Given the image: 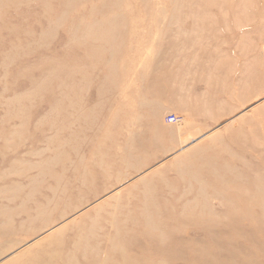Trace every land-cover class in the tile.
<instances>
[{"label": "rangeland", "instance_id": "obj_1", "mask_svg": "<svg viewBox=\"0 0 264 264\" xmlns=\"http://www.w3.org/2000/svg\"><path fill=\"white\" fill-rule=\"evenodd\" d=\"M0 264H264V0H0Z\"/></svg>", "mask_w": 264, "mask_h": 264}, {"label": "bare ground", "instance_id": "obj_2", "mask_svg": "<svg viewBox=\"0 0 264 264\" xmlns=\"http://www.w3.org/2000/svg\"><path fill=\"white\" fill-rule=\"evenodd\" d=\"M174 119H176L175 116H173V118H171V119H168V122H172Z\"/></svg>", "mask_w": 264, "mask_h": 264}, {"label": "built area", "instance_id": "obj_3", "mask_svg": "<svg viewBox=\"0 0 264 264\" xmlns=\"http://www.w3.org/2000/svg\"><path fill=\"white\" fill-rule=\"evenodd\" d=\"M171 118H173V116H171V117H168V118H167V121H168V119H171Z\"/></svg>", "mask_w": 264, "mask_h": 264}]
</instances>
